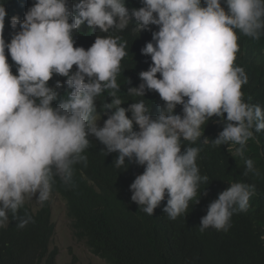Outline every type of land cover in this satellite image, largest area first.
Returning a JSON list of instances; mask_svg holds the SVG:
<instances>
[{"label": "clouds", "instance_id": "obj_1", "mask_svg": "<svg viewBox=\"0 0 264 264\" xmlns=\"http://www.w3.org/2000/svg\"><path fill=\"white\" fill-rule=\"evenodd\" d=\"M141 3L130 11L127 0H35L22 21L11 17L10 42L4 37L8 13L0 3V228L7 227L9 214L19 228L34 223L27 212L19 216V210L34 197L40 204L48 202L57 177L72 184L75 165H87L90 137L109 154L118 153L117 168L126 161L144 167L130 185L131 199L150 216L166 199L163 211L175 220L207 183L197 164L201 148L182 150V142L197 145L204 136L207 144L202 126L213 117L223 125L213 146L238 145L243 174H258L245 152L255 133L264 131V107L245 102L242 86L248 76L235 61L238 34L254 40L264 36V0ZM133 18L135 31L152 32V41L141 49L152 64L139 73L142 83L129 87L127 94L145 98L149 91L158 93L164 103L155 116L144 99L122 107L118 76L126 41L107 35L97 36L87 50L75 46L74 35L82 26L122 32ZM57 75L66 80L50 86ZM65 84L70 91L62 98L59 89ZM104 93L111 102L102 105L107 119L100 126L97 98ZM178 105L182 114L176 112ZM255 194V185L231 183L209 204L200 231L213 227L227 232L232 216L246 211Z\"/></svg>", "mask_w": 264, "mask_h": 264}, {"label": "trees", "instance_id": "obj_2", "mask_svg": "<svg viewBox=\"0 0 264 264\" xmlns=\"http://www.w3.org/2000/svg\"><path fill=\"white\" fill-rule=\"evenodd\" d=\"M76 2L78 0H70V3ZM0 3H4L8 13L4 37L10 42L14 32L10 26L11 17L18 16L22 21L35 0H0ZM141 6V0H127L130 11ZM135 23L133 18L127 29L114 33L82 26L74 35L75 46L87 50L97 36L107 35L119 36L122 42L126 41L127 55L121 61L122 71L118 76L121 85L118 95L125 103L122 107L127 108L130 103L144 99L155 116L164 103L158 93L149 91L145 98L127 94L129 87H138L142 83L139 73L147 71L152 64L151 57L141 52L146 43L152 41V32L135 31ZM151 27L152 31L158 30L157 26ZM15 31H19V27ZM238 35L240 51L235 63L243 67L248 76V83L242 86L244 100L264 107V36L254 40ZM6 55L13 74L17 75L16 65L7 49ZM157 76L159 78L160 74ZM57 80L63 84L66 78L54 76L49 85L54 86ZM59 91L61 97L66 98L70 90L65 84ZM105 102H111L107 93L97 98L98 119L103 116ZM58 103L56 101L54 105ZM176 112L182 114V106L178 105ZM106 119L105 115L101 121ZM219 119L213 117L202 126L209 139L207 144L202 143L204 136L197 145L182 142V150L187 146L201 148L197 164L200 174L206 175L208 181L200 185L197 198L190 201L186 212L175 220L163 211L166 199L151 216L143 211V206L133 202L130 185L143 173L144 167L126 161L124 166L117 168L114 160L118 153L109 154L106 146L90 137V147L84 153L88 157L87 165H75L71 185H65L57 177L53 190V194L59 195L67 204L76 240L84 242L93 255L107 264H264V131L255 133L245 152L253 159L258 174L245 176L246 166L236 153L238 145L213 146L212 140L223 130ZM233 182L255 185L256 194L251 197L249 208L232 216L227 232L213 227L201 232V219L207 214L209 204ZM204 190L206 195L202 194ZM25 212L34 223L19 228V221L9 214L7 227L0 228V264H56L58 253L50 250L55 234L50 202L42 204L37 212L26 203L18 215L23 217Z\"/></svg>", "mask_w": 264, "mask_h": 264}, {"label": "rangeland", "instance_id": "obj_3", "mask_svg": "<svg viewBox=\"0 0 264 264\" xmlns=\"http://www.w3.org/2000/svg\"><path fill=\"white\" fill-rule=\"evenodd\" d=\"M99 124L103 126L102 121H99ZM94 139L97 140L95 137ZM49 202L55 225V234L50 250L58 253L56 264H107L104 260L93 255L84 242L76 240L66 202L57 194H52ZM26 203L32 207L34 212H37L42 206L35 197Z\"/></svg>", "mask_w": 264, "mask_h": 264}]
</instances>
